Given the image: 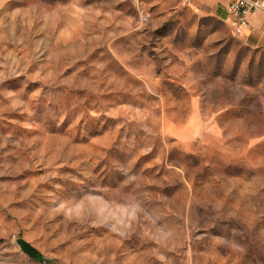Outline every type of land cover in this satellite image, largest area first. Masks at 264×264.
<instances>
[{
    "label": "rangeland",
    "instance_id": "obj_1",
    "mask_svg": "<svg viewBox=\"0 0 264 264\" xmlns=\"http://www.w3.org/2000/svg\"><path fill=\"white\" fill-rule=\"evenodd\" d=\"M0 264H264V49L196 0H0Z\"/></svg>",
    "mask_w": 264,
    "mask_h": 264
},
{
    "label": "crops",
    "instance_id": "obj_2",
    "mask_svg": "<svg viewBox=\"0 0 264 264\" xmlns=\"http://www.w3.org/2000/svg\"><path fill=\"white\" fill-rule=\"evenodd\" d=\"M207 6L211 13L226 22V9L235 0H196ZM264 3V0H260ZM248 45L253 48L264 49V9L257 16L250 17V26L244 36Z\"/></svg>",
    "mask_w": 264,
    "mask_h": 264
},
{
    "label": "built area",
    "instance_id": "obj_3",
    "mask_svg": "<svg viewBox=\"0 0 264 264\" xmlns=\"http://www.w3.org/2000/svg\"><path fill=\"white\" fill-rule=\"evenodd\" d=\"M264 9L260 0H235L226 9V23L239 37H244L250 26V17L257 16Z\"/></svg>",
    "mask_w": 264,
    "mask_h": 264
},
{
    "label": "water",
    "instance_id": "obj_4",
    "mask_svg": "<svg viewBox=\"0 0 264 264\" xmlns=\"http://www.w3.org/2000/svg\"><path fill=\"white\" fill-rule=\"evenodd\" d=\"M17 243L21 247L22 251L27 254L32 259H35L39 262L45 263V257L36 249L33 245L25 241L24 239H18Z\"/></svg>",
    "mask_w": 264,
    "mask_h": 264
}]
</instances>
